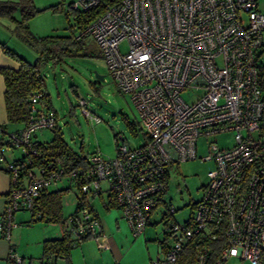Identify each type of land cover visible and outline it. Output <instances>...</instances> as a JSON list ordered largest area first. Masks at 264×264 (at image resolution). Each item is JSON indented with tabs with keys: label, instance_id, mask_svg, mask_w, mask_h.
I'll return each instance as SVG.
<instances>
[{
	"label": "built area",
	"instance_id": "1",
	"mask_svg": "<svg viewBox=\"0 0 264 264\" xmlns=\"http://www.w3.org/2000/svg\"><path fill=\"white\" fill-rule=\"evenodd\" d=\"M98 2L67 4L88 10ZM85 35L95 41L118 89L130 95L144 140L129 146L118 135L113 157L99 150L82 154L69 170L58 156L33 163L40 157L34 133L54 131L57 120L38 103L42 90H32L26 123L18 131L0 125V163L9 149L21 152L5 162L10 188L0 221L3 235L9 239L16 212H32L44 189L68 178L80 193L76 216L64 223L74 237L101 239L90 199L105 192L134 235L165 207L164 238L151 264H180V252L192 238L198 242L194 264H225L231 257L235 264H264V10L258 0H120L76 37ZM123 40L125 51L119 48ZM188 90L198 91L192 101L181 95ZM224 131L233 133V145H208L201 159L215 166L192 216L175 220L176 209L165 197L168 166L196 158L200 136ZM213 242L218 254L209 260ZM100 246L109 247L102 241ZM8 260L22 263L12 246Z\"/></svg>",
	"mask_w": 264,
	"mask_h": 264
},
{
	"label": "rangeland",
	"instance_id": "2",
	"mask_svg": "<svg viewBox=\"0 0 264 264\" xmlns=\"http://www.w3.org/2000/svg\"><path fill=\"white\" fill-rule=\"evenodd\" d=\"M73 0H32L36 9L34 15L28 19L31 32L42 36L47 34H68L69 25L74 23L72 15H66L67 3ZM259 8L264 10V0H258ZM29 9V8H27ZM15 19L21 18L20 6L11 10ZM14 23L6 16L0 15V41L15 53L34 62L37 52L31 46L19 39L11 29ZM84 48L81 53L66 57L57 64L41 63L39 70L43 75L44 89L48 93L50 105L55 112L57 128L65 142L75 151L88 154L99 150L103 157H113L116 154V137L121 135L129 146L140 145L144 140L143 132L139 124V114L133 105L130 95L122 92L116 86L115 81L109 74V69L98 49L95 41L89 36L82 37ZM127 42L121 41V51L127 50ZM97 75H101L102 78ZM198 91H183L182 97L192 101ZM85 102V106L82 104ZM85 107L92 117H98V122H93L88 115L82 111ZM132 124V125H131ZM53 135L52 130L43 128L34 133V138L39 141H48ZM215 143L218 147H229L233 145V133L224 131L210 135L200 136L197 140L196 158L181 161L177 165L168 166L169 180L165 197L170 199L176 209L172 218L183 221L194 213V203L202 195L201 185L208 181L207 173L215 165L213 160L201 159L208 155V145ZM21 152L16 150L15 155ZM70 185L67 197L72 198L77 185L68 178L60 179L50 189L62 188ZM106 193L90 199L91 205L101 218L108 212L121 216V210L111 206L106 212L104 203ZM74 204L65 203L63 214L69 215L75 211ZM21 212V211H20ZM165 207L160 205L152 214L151 222L143 232L134 235L126 221L121 230H117L115 219H112L114 235L123 243L121 249L122 264H151L159 254V242L164 238V220L162 219ZM28 216L30 211H24ZM118 217V219H122ZM17 221V220H16ZM19 226V227H18ZM44 230L46 236H59L60 226L58 223L46 222L45 220L32 221L30 223H18L12 229L16 240L29 242V253L32 256H40V250L35 247V237L41 235ZM111 231H106L109 234ZM49 234V235H48ZM21 236V237H20ZM43 239V238H42ZM41 239V240H42ZM14 240V238H13ZM99 238H89L85 242L96 246ZM79 246H73L71 253H77ZM19 253V252H18ZM28 253V254H29ZM21 256V254L19 253ZM120 257H113L114 264ZM237 258L231 257L225 264H235ZM27 258L23 264H28ZM33 264H41L37 258ZM243 264H248L244 262Z\"/></svg>",
	"mask_w": 264,
	"mask_h": 264
},
{
	"label": "trees",
	"instance_id": "3",
	"mask_svg": "<svg viewBox=\"0 0 264 264\" xmlns=\"http://www.w3.org/2000/svg\"><path fill=\"white\" fill-rule=\"evenodd\" d=\"M119 1L120 0H99L95 6L88 10H74L70 8L69 4H66L67 8L65 14L72 15L74 20V23L69 25L70 32L68 34H47L38 36L31 32L28 25V19L36 12V9L32 5V0H0V15H6L14 23L11 32L37 52L35 61L30 62L0 41L2 50L16 59L19 63L17 69L8 66L0 67V73L3 76L5 84L3 97L7 123L22 125L26 123L30 108L28 94L32 90H42L38 103L41 104L44 111H50L55 115L50 105L48 93L44 89V79L39 70V64L49 62L57 64L62 62L66 57L81 53L84 48V39L82 37L77 38V34L99 14L103 13L108 6ZM19 6L21 9V18L15 19L11 15V10ZM261 86L262 89H264V69L261 70ZM3 126L11 130L7 125ZM15 130L18 131V129ZM52 132L53 135L48 141H39L34 138L40 152V157H36L33 163L41 162V157L44 156H58L63 159L62 164L65 169L69 170L77 163L78 159L82 157L83 153H79L71 148L63 139L58 128ZM69 188L70 186L44 189L35 199L34 209L30 212V220H45L46 222L58 223L60 226L61 233L59 236L46 238L41 242L40 260L43 264H49L48 261L57 258H62L67 264H70V249L80 241L89 237L88 235L74 237L72 236L71 229L65 228L64 223L66 218L68 216H76L80 204L79 202L76 203L75 211L64 216L62 197L69 191ZM75 195L77 199H80L78 190ZM105 206L107 208L111 206L116 207L115 204L108 199L106 200ZM37 211H40V216H36ZM150 222L151 221H149L148 224H150ZM162 241L163 239L159 244H161ZM197 244L198 242L195 238L190 239L186 243L178 258L180 264H194ZM209 245V260H212L218 254L217 245L214 242L209 243ZM8 264L12 263L8 261Z\"/></svg>",
	"mask_w": 264,
	"mask_h": 264
},
{
	"label": "crops",
	"instance_id": "4",
	"mask_svg": "<svg viewBox=\"0 0 264 264\" xmlns=\"http://www.w3.org/2000/svg\"><path fill=\"white\" fill-rule=\"evenodd\" d=\"M3 66H8V67L17 69L19 67V63L16 59H14L10 55L6 54L2 50V48L0 47V67H3ZM4 89H5V84H4L3 76L0 73V125H7V127L11 130L19 129L23 126L22 124L7 123L4 97H3ZM15 152H16L15 149L14 150L9 149L6 153L5 160L0 163V221L2 219V212L4 209V205H5V195L7 194L8 190L10 188V179H9V174H8L7 170L5 169V162L8 159H10V157L16 156ZM68 186H70V185H68ZM65 187H67V186H65ZM76 192H77V190H76ZM76 192L74 191L72 198L67 197L66 193L63 195V197H62L63 209L65 206V203L74 204L76 206V202H75V200H76L75 193ZM106 198H107V196H106ZM105 203H104V207L106 208L105 211L108 212V210L111 207L107 208L105 206ZM94 211L99 218L101 231H102L101 239L99 241H97L96 246L93 245L92 243L85 242L86 240H88L89 238H92V237H88L87 239L80 241L78 244L75 245V246H79V248L77 249V253H75V251H74V253H71L72 248L70 249L69 263L70 264H111V262L113 261V257L118 255L120 257V259L118 260L119 261L118 263L122 264V257H121L122 255H121V249L120 248L122 247L123 243H120V238H118L117 236L114 235V228L112 225V219H115V224L117 226V230H121L122 227L126 226L123 223V221L125 219L123 220V218L121 216H117L116 213H111V212H108L103 218H101L99 216V214L96 212V210H94ZM118 217H121L122 219H118ZM30 219H31V213L27 216L26 213H24V211L16 212L13 216V221H14L15 225L10 230L9 239L3 235L2 230L0 229V264H8V261H9L8 260V252H9L10 246H12L16 252H19L21 254V257H22V263L21 264H23L27 258L29 259L28 264H33L32 262L37 258L40 259V256H38V257L32 256L29 253V251H30V246H28L29 242L24 241L25 244H23V241L21 238H20V240H16L17 238L14 237L12 234V229L14 227H16L18 225V223L19 224L20 223H30V222L34 221V220H30ZM150 221H151V219H150ZM127 225H128V223H127ZM106 231H111V232L109 234H107ZM45 233H47V230H44L42 232L41 235H43V236H41V238L38 236L34 238L35 247H37V250H40L39 255L41 254V242H42V240H44L46 238H51L50 236H46ZM13 238H14V240H13ZM101 241L103 243H106L109 247L108 248L101 247L100 246ZM119 246H120V248H119ZM40 263L43 264L41 262V260H40ZM48 263L49 264H67V262L62 258L50 260V261H48Z\"/></svg>",
	"mask_w": 264,
	"mask_h": 264
},
{
	"label": "water",
	"instance_id": "5",
	"mask_svg": "<svg viewBox=\"0 0 264 264\" xmlns=\"http://www.w3.org/2000/svg\"><path fill=\"white\" fill-rule=\"evenodd\" d=\"M98 77H100V78H102V76L101 75H97Z\"/></svg>",
	"mask_w": 264,
	"mask_h": 264
}]
</instances>
